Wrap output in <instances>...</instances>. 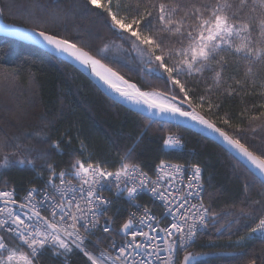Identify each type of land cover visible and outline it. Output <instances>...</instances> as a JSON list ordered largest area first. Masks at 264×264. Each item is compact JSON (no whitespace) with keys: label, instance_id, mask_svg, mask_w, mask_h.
Instances as JSON below:
<instances>
[{"label":"snow or ice","instance_id":"snow-or-ice-1","mask_svg":"<svg viewBox=\"0 0 264 264\" xmlns=\"http://www.w3.org/2000/svg\"><path fill=\"white\" fill-rule=\"evenodd\" d=\"M3 11L0 6V15ZM19 11L34 25L20 38L44 46L57 62L89 71L116 94L114 102L124 101L147 120L145 129L196 127L230 151L247 176L243 206L219 213L204 200V165L160 158L146 168L136 159L143 134L130 145L111 141L113 164L77 136L73 155L58 164L52 156L63 155L74 139L68 130L50 140L43 129L12 131L18 125L5 123L0 170L30 169L42 183L22 196L7 180L0 185V264H45L46 254L71 264L76 253L80 264H199L200 254L189 249L210 232L226 236L227 247L238 253L227 264H264V258L243 256L249 237L264 239V198H251L257 186L264 192V149L241 135H259L264 143V0H33L30 11ZM50 19L59 21L55 30L47 27ZM98 27L112 37L102 47L93 46L101 38ZM3 28L14 30L9 24ZM111 49L117 54L109 55ZM121 68L162 87L142 88ZM20 71L4 67V78L14 79ZM225 97H254L259 103L246 105L234 125L230 113L220 114ZM0 110L15 115L6 106ZM161 139L163 151L181 146L183 138ZM142 195L162 211L141 204ZM114 199L128 206L118 229L115 215L108 214ZM209 244L220 247L214 240Z\"/></svg>","mask_w":264,"mask_h":264},{"label":"trees","instance_id":"trees-1","mask_svg":"<svg viewBox=\"0 0 264 264\" xmlns=\"http://www.w3.org/2000/svg\"><path fill=\"white\" fill-rule=\"evenodd\" d=\"M41 2L46 3L48 0ZM32 5L33 0H0V6L4 9L0 21L32 28L34 25L26 19L27 12L19 11L20 9L30 11ZM58 22L50 19L47 27L55 30V24ZM97 30L101 38L93 41L94 47H102L105 42L111 41L112 37L106 30L100 27ZM72 31V25L69 23L68 34ZM115 54H117L116 49H111L109 55ZM0 65L8 68L18 66L21 69L14 79L11 77L7 79L8 86H13L16 91L21 92L32 89L42 118L39 130L43 129L47 132L50 140L57 139L66 130L74 137L70 145H64L63 155L52 156L58 164L67 163L78 146V138L87 139L101 159L113 164L115 152L111 141L119 145H130L136 135L143 134V141L136 146L138 154L136 159L146 168L151 169L160 158H169L172 162L198 160L204 165L205 203L211 204L213 210L219 213L236 212L243 206L241 200L244 198L243 185L247 173L212 141L182 126H166L160 130L158 125L153 124L151 128L145 129L147 120L140 114L108 99L73 66L57 62L56 59L33 46L0 37ZM111 66L116 67V65ZM4 67H0L1 76L4 75ZM120 71L130 82L137 83L142 88L162 87L155 81L141 79L138 74H133L127 69L121 68ZM2 86L3 84L0 85ZM253 102L259 103V100L254 97H225L220 114L230 113L232 123L235 125L240 122L239 113L246 105ZM242 127L247 128V119L242 122ZM168 134H178L179 138H183L180 149L161 150L163 147L161 137ZM241 135L257 150L264 149V143H261L259 135L256 138H250L244 133ZM77 136L78 138H75ZM40 163L37 162L38 165ZM46 178L45 172L44 179ZM5 180L8 181L9 186H15L18 194H22L27 187L42 182L38 173L30 169L0 170V185ZM251 198H264V192L259 186L252 192ZM139 202L146 206L152 205L143 195ZM127 209L128 206L123 200H113L108 214L116 217L114 229H118L123 222L122 218L127 216ZM98 235L104 238L103 234ZM236 238V236L231 237L232 240ZM210 240H214L220 247L208 245ZM227 243L226 236L220 237L210 232L189 250L193 253L205 254L204 258L197 257L199 264H227L238 255L232 248L227 247ZM243 256L245 261L252 256L258 260L264 258V239L247 240ZM44 260L45 264H58L51 261L47 254ZM80 260L79 253H76L71 257V264H80Z\"/></svg>","mask_w":264,"mask_h":264},{"label":"rangeland","instance_id":"rangeland-1","mask_svg":"<svg viewBox=\"0 0 264 264\" xmlns=\"http://www.w3.org/2000/svg\"><path fill=\"white\" fill-rule=\"evenodd\" d=\"M2 84H3V86L0 87V105L6 106V107L12 109L13 112L15 113V115H13L12 113H5L4 111L0 110V127H3L5 125V123H7V124H11V125H18L17 128H12L11 129L12 131H17V130H19V131L30 130L33 132L39 131V127H40V125H42V118L40 116L39 110L37 109V105H36L37 103L35 101V96H34L32 89L29 91H23V92L16 91L15 87L8 86L9 85L8 80L4 78V75H2V76L0 75V85H2ZM17 116H19V121L17 120ZM19 125H23V127H19ZM207 140H209V139H207ZM171 150H175V148L171 149ZM226 154L229 155L227 152H226ZM229 156L232 158L231 155H229ZM38 185H40V184H38ZM38 185H34V186H38ZM152 206H153V203H152ZM154 209H155V207H154ZM155 210L157 211V209H155ZM127 211H128V209H127ZM256 235H258V234H256ZM208 245H210V244H208ZM197 257L198 258H204L205 254H200Z\"/></svg>","mask_w":264,"mask_h":264},{"label":"water","instance_id":"water-1","mask_svg":"<svg viewBox=\"0 0 264 264\" xmlns=\"http://www.w3.org/2000/svg\"><path fill=\"white\" fill-rule=\"evenodd\" d=\"M7 23H4L2 21H0V37H3V38H8V39H11V40H15V41H18L22 44H25V45H29V46H33V47H36L44 52H46L47 54L51 55L52 54L50 53V51L48 49H46L44 46L42 45H36L34 44L33 42L31 41H28V40H24L22 38H20V35L19 33L23 32V30L26 28V27H23V26H18V25H13V24H9V25H13L14 27V30H10V31H5L3 26L6 25ZM69 65L73 66L75 69H77L78 71H80L85 77H87L91 82L92 84L100 91L102 92L106 97H108L110 100L114 101V97L116 96V94L112 93L106 86H104L100 81H98L96 78L92 77L90 74H89V71H86L85 69H83L81 66H79L78 64H75L73 62H67ZM116 103V102H115ZM117 104H120L121 106H124V107H127L129 109L132 110L131 106H129L128 104H126L124 101H119ZM180 126H183L185 128H188L200 135H202L200 133V130L196 127H193L187 123H184V124H181ZM203 137L207 138L205 135H202ZM209 140H211L212 142H214L216 145H218L219 147H221L224 151V146H222L220 144V142L215 138V137H210V138H207ZM227 152L229 155H231L230 151H225ZM232 156V155H231Z\"/></svg>","mask_w":264,"mask_h":264},{"label":"built area","instance_id":"built-area-1","mask_svg":"<svg viewBox=\"0 0 264 264\" xmlns=\"http://www.w3.org/2000/svg\"><path fill=\"white\" fill-rule=\"evenodd\" d=\"M173 135H175L177 138H179V136L177 135V134H173ZM182 145V144H181ZM47 179V178H46ZM42 183V182H41ZM29 187H34V186H29ZM29 187H27V188H29ZM26 188V189H27ZM25 189V190H26ZM108 192H112V190H110V189H105V191H104V194L106 195V196H108ZM25 194V191H24V193H22V194H19V195H24ZM143 196H146V195H143ZM115 200V199H114ZM121 200H123V199H121ZM124 201V200H123ZM125 202V201H124ZM152 203H153V207H155V208H157V212H161L162 211V209L160 208V206H159V204L158 203H156V202H154V201H151ZM126 203V202H125ZM155 210V209H154ZM156 211V210H155ZM99 234V233H98ZM97 234V235H98ZM102 234V233H101Z\"/></svg>","mask_w":264,"mask_h":264},{"label":"bare ground","instance_id":"bare-ground-1","mask_svg":"<svg viewBox=\"0 0 264 264\" xmlns=\"http://www.w3.org/2000/svg\"><path fill=\"white\" fill-rule=\"evenodd\" d=\"M3 38V37H2ZM5 39H8V38H5ZM9 40H11V39H9ZM16 42H18V41H16ZM20 43V42H19ZM42 51V50H41ZM44 52V51H43ZM46 53V52H45ZM49 55V54H48ZM51 56V55H50ZM51 57H53V56H51ZM129 106H131V105H129ZM192 131V130H191ZM194 132V131H193ZM182 143V142H181ZM164 150H168L167 148H164ZM24 193V192H23ZM108 196L110 197V198H112L113 197V192H108ZM146 197L150 200V198L146 195ZM152 200H150V202H151ZM141 203V202H140ZM141 204H143V203H141ZM151 204H152V202H151ZM144 205V204H143ZM146 206V205H145ZM254 238H258V239H262V238H259V234L258 235H256L255 237H249L248 238V240H251V239H254Z\"/></svg>","mask_w":264,"mask_h":264}]
</instances>
